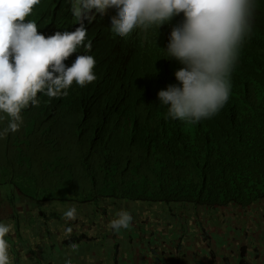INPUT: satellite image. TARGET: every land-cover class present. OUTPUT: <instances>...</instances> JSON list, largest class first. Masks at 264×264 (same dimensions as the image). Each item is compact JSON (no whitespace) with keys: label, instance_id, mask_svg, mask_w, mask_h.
Masks as SVG:
<instances>
[{"label":"trees","instance_id":"16d2710c","mask_svg":"<svg viewBox=\"0 0 264 264\" xmlns=\"http://www.w3.org/2000/svg\"><path fill=\"white\" fill-rule=\"evenodd\" d=\"M254 9L228 102L212 118L187 123L166 118L157 98L182 67L161 49L182 13L119 38L108 30L111 8L77 17L69 0H40L25 19L45 36L84 27V42L65 63L90 52L96 79L73 83L66 95L38 93L22 110L19 130L0 138V185L12 183L39 204L112 198L211 209L264 198V0Z\"/></svg>","mask_w":264,"mask_h":264},{"label":"clouds","instance_id":"9594fccd","mask_svg":"<svg viewBox=\"0 0 264 264\" xmlns=\"http://www.w3.org/2000/svg\"><path fill=\"white\" fill-rule=\"evenodd\" d=\"M39 2L0 0V120L7 119L6 126L0 128V138L19 130L22 110L38 103V93L49 97L66 95L73 83L83 87L96 79L93 69L97 62L90 52L76 55L70 66L65 63L84 42L85 28L45 36L34 21L25 19ZM69 3L77 17L113 9L114 18L109 20L108 30L119 38L136 29L159 28L182 13V21L170 31L166 48H161L163 58L174 59L182 67L174 72L177 83L158 91L159 105L166 107V118L198 123L218 114L228 102L231 74L252 32L255 0H69ZM85 47L91 49V42ZM0 196L4 198L0 204L5 206H9V199L16 201L17 197L26 201L30 216L27 232H36L43 239L47 236L31 224L36 214L44 211L42 219L47 221L55 213L66 220L75 218L79 212L74 205L77 202H68L63 209L56 203L34 202L12 183L0 185ZM118 201L125 205V200ZM111 204L112 201L99 199L98 208L95 205L88 210L91 215L88 220L100 223L103 219L117 232L130 228L131 213L122 209L113 216ZM11 228L0 211V264H11L7 239ZM71 230V224L63 226L65 234ZM70 246L73 250L78 248L75 243Z\"/></svg>","mask_w":264,"mask_h":264},{"label":"crops","instance_id":"0c3cea01","mask_svg":"<svg viewBox=\"0 0 264 264\" xmlns=\"http://www.w3.org/2000/svg\"><path fill=\"white\" fill-rule=\"evenodd\" d=\"M8 203L9 206L0 204V211L5 222L12 226L7 236L11 264H65L66 261L69 264H264V198L245 208L230 205L203 209L212 218L219 211L223 213L221 220L210 223L193 221L192 215L183 223L177 221L181 222L180 226L167 232L165 221H159V235L156 231L152 233L147 225L135 233V238L126 232L118 234L103 219L100 223L89 221L91 215L86 209L72 219L47 221H43L44 211H41L31 224L47 237L40 238L36 232L25 235L30 227L26 201L17 197ZM142 204L127 202L124 207L133 212L134 206ZM147 207L146 210L158 211L161 206ZM141 209L138 211L144 213ZM187 209L193 214V207ZM114 213L113 209L111 215ZM66 223L72 225L68 234L63 231ZM102 227L106 229L101 230ZM71 243L78 248L73 250Z\"/></svg>","mask_w":264,"mask_h":264},{"label":"rangeland","instance_id":"374dc122","mask_svg":"<svg viewBox=\"0 0 264 264\" xmlns=\"http://www.w3.org/2000/svg\"><path fill=\"white\" fill-rule=\"evenodd\" d=\"M60 153H65V151L62 150ZM5 190H8V188L5 187ZM27 193L29 195L31 194L30 191H27ZM101 193H102V190L97 188L95 191V194L98 195ZM100 199L112 201L111 210L114 209V212H117L118 210H120L121 207H124L123 203L121 201H118V200H115L112 198H100ZM0 200L4 201L3 196H0ZM96 202L97 201H90L86 204V206H84L82 204H78V203H75L74 205H75L77 211H85V209H86V211H88L91 209V207L96 205ZM125 203H127V201H125ZM106 204H108V203H106ZM145 205H148V203H145ZM145 205L142 204V205L134 206L133 212H135V213H133V212H130V213L133 216V219H135V221L137 220V222L131 223V226L128 229H121L118 232V234H124L123 232H126L127 233L126 235H128L130 238H135V233L138 230H143L148 225V227L152 230L151 231L152 233L154 231H156L157 235H159L157 232L158 231L157 230L158 229V227H157L158 223L157 222H159V221L160 222L165 221V226L167 227V229L165 231L168 232V231H170V229L180 226L181 222L183 223V222L187 221L188 219H191L192 215H193V221L194 220H197V221L202 220V221H206L207 223L213 222V221H215V219L221 220L223 217V213H221V211H219L215 215V218H212L210 216V213H207V214L204 213L203 209H209V208H198L197 214H196L195 209H193V214H192L191 212H189V210L187 208L183 209V208L178 207V206H172L171 205V206L163 207V205H162L161 207L157 208L158 211H155L156 209L155 210H146V208H148V207ZM67 206H68V202L57 204V207L60 209L66 208ZM95 207L98 208L97 205ZM140 208L144 209V213L143 212L140 213L138 211V209H140ZM171 208H173V209H171ZM164 209H165V211H164ZM123 210L129 211L128 208H124ZM108 212H110V210H106V213H108ZM2 216H3V214H2ZM96 216L99 217V219L101 218L100 214H96ZM177 221H181L180 224L177 223ZM103 228L106 229L105 227H102L101 230H103ZM30 233H32V231ZM30 233L29 232L25 233V235H28ZM22 235H24V233ZM59 235H62V234H59ZM37 242L41 243V241H37Z\"/></svg>","mask_w":264,"mask_h":264}]
</instances>
